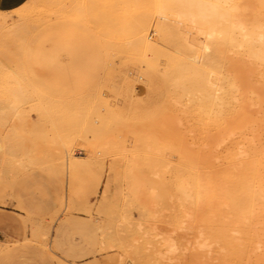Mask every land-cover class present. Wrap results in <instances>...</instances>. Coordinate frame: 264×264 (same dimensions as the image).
<instances>
[{
  "label": "bare ground",
  "instance_id": "6f19581e",
  "mask_svg": "<svg viewBox=\"0 0 264 264\" xmlns=\"http://www.w3.org/2000/svg\"><path fill=\"white\" fill-rule=\"evenodd\" d=\"M40 2L43 3L42 1ZM69 2L72 4H70V9L73 10L72 6L76 3H73L74 0ZM41 3L39 4L42 5ZM46 3L48 4L47 1ZM114 4L116 6L115 2ZM40 5L39 7H41ZM26 6L28 7V5ZM108 6L110 7V4ZM33 7H36L34 8V12H36L38 7L32 5V9ZM59 7L61 8L62 6ZM151 7L153 17L155 13L159 15L153 24V32L155 34L153 40H150L147 36L152 21H154L153 18H150L151 15L149 18H143L145 25L141 28L139 26L141 24H137L139 20L135 21L136 23L131 21L132 24L136 25H134L135 27L133 26L134 28L130 25L131 23H128L131 27L127 26V30L126 26H124V33L131 28L134 31L141 32L140 34L134 31L133 33L129 31L130 33L120 34L122 30L120 31L119 29L120 32H117L118 34H114V30L113 34H110L111 31L109 30L110 32L106 33L108 35L105 37L116 40V44L117 41L118 44L119 42L121 43L122 47L117 44L120 53L128 52L132 56L137 57L142 67L138 71H145L146 77H150L152 74L157 75L155 63L159 57H161L162 61L163 57L164 66L159 76L164 81L175 80L172 87H175L177 94L176 101L181 104V106L177 104L180 108L182 107L181 111L185 108L199 119L201 118L200 121L205 118L202 122L207 123L208 128L211 127V130L214 128L211 135L209 134V144L211 151L212 149L215 150L211 152V156L209 155V169L206 172L207 174H204V180L200 172L197 171L196 166L192 164V161H188V158L185 156L188 153V156L191 155L190 157H192V152L189 153V151L187 152L184 149L183 151L186 152L184 153L181 148H178L181 150H177L179 144L174 147L176 148L174 150H177L175 153L177 159L174 162V170L176 178L179 179L175 183L179 182L177 187L184 190L182 193L186 192L183 195L178 192V201H181V196H187V198L183 197V199L181 197L182 201L191 197L188 200L189 202L192 200V204L194 203V208L192 207V209L208 207L206 214L209 213V216L204 218L205 221L208 219L207 226L209 232L206 233L203 231L205 230L204 227L202 228L201 224L197 223L203 217L198 219V215L196 214L198 212L196 210L189 211L186 208H184L185 210L182 209V213H180L181 206H183V202H180L182 205H177L179 207L177 212L180 213V216L176 217L178 228L191 230L195 227L194 250L206 252L209 255L208 257L213 258L215 257L214 254L220 253L222 255V257L220 254L218 255L220 256V261L215 257L220 263L264 264V150L261 148L262 151L260 152V149H257L258 147L256 146L258 141L261 143V135L264 132L260 131V123L258 124V121L253 118L254 116H251L253 112H259L257 115H260V111L264 110V0H155L152 2ZM75 8H77V5ZM82 8L78 9L82 11L81 13H83ZM22 9L24 10L23 6ZM23 10L20 11L22 12ZM28 10L26 11L25 9L22 14L27 13L28 15L33 12L32 10ZM42 10L41 8V11L39 9L37 12L42 13ZM96 10L99 11V7H96ZM59 12H64L62 14L68 13L63 10ZM47 13L46 15L49 16ZM32 14L35 15L36 13ZM89 14L92 13L89 12ZM89 14L86 15L88 16ZM99 14L97 15L99 16ZM60 15L58 16L60 17ZM83 15L85 14L83 13ZM98 16H95L97 20ZM85 18L88 21L89 18L92 20L94 17L92 18L89 15V18ZM103 18L105 20V17ZM35 19L34 21L36 22ZM90 20L89 23L91 24ZM1 22L0 26H2ZM127 22L122 23H124L123 25H127ZM16 23L18 24L19 22L16 20ZM122 23L120 26L118 25L120 22H118L117 27L120 26L122 28ZM13 25L11 24L10 26L8 25L9 27L7 26L8 28H4L3 24V27L0 28V198L9 191L16 166L17 168L22 167L20 168L21 170L26 167L39 166L46 162L52 165L61 177L65 178V196L63 195V198L65 197L63 199L65 208L72 205L67 175L77 162L75 160L77 155L71 152L72 143H74L75 139L80 138L82 147L89 151L93 149V145L92 143H85L81 138L80 132L78 137L70 135L67 123L62 117L63 113L58 114L56 112L63 111L61 104L52 108V105L49 106L47 104V100L44 103L40 99L36 102L34 101L35 93L40 90L36 89V78L26 66L27 64H23L18 58L19 49H22L18 48V40L22 35L19 27H22V25L20 24L18 27H13ZM105 25L107 26L108 24L106 23ZM111 27L108 26V28L112 29ZM113 28L116 27L114 26ZM104 30L102 29L103 33L106 31ZM110 38L109 40H112ZM166 47L170 48L174 54L164 51L163 48ZM126 55L129 56L128 54ZM143 82L147 85L144 88L151 89L148 81L142 80ZM41 90L43 91L44 89ZM149 99L148 96L144 100L141 98L140 103L145 105L149 102ZM101 101L104 107H102V104L101 106L97 105H99L98 108L102 107L103 109L94 110V118L91 121L85 119L86 121H82L81 125L88 132L97 135L93 141L96 147L101 148L106 145L107 151L104 148H102V151L115 153L116 159L108 165L110 175L113 178L127 181L128 195L139 198L147 212H151L152 210L155 212L154 208L159 201L165 199L169 201L171 198L165 193L167 183L165 184L164 182L166 180L165 169L170 164L168 159L170 143L167 140L170 137V133L168 132V136L166 124L159 117L161 111H158L155 115L144 119L140 123L136 122L134 126L130 125L133 127L127 132L129 133L130 140L119 137L120 139L122 138V142L128 141V145L121 144L119 139L120 143L116 144L114 142L111 145L108 142L109 140L106 139L105 128L109 126L107 124L110 120H108V116L110 115L108 114H112L113 109L107 106V102ZM55 103L53 104L56 105ZM92 106L89 109L87 108L88 106L84 108L91 112ZM64 114L66 115V113ZM261 117L259 118L260 120ZM262 120L259 122H262ZM5 125H7L6 130L10 128L7 132L3 131ZM171 141H173V138ZM231 143L233 144L231 145L232 151L229 150V152L226 149L227 152H223L226 156L224 157L220 154L221 158H224L221 159L219 157V160H217V155H214V151L217 152V147L221 148L220 146H225L227 148ZM231 146L229 149H231ZM224 149L222 150L224 151ZM219 151L221 150L219 149ZM91 153L93 152L91 151ZM165 153H168V155H166V162L164 161L165 163H163V160L159 156L162 157ZM171 154L173 153L170 152ZM158 157L162 161L160 163L161 166H165V169L162 168L165 171L160 169L158 165L159 161H157ZM194 162L196 164V161ZM220 164H224L225 166L218 167ZM111 181L113 182V180ZM106 182H110V180H106ZM187 190H191V192ZM203 195H207L208 197H204ZM204 198H206V201ZM207 198H209V201ZM69 201L71 202L69 203ZM178 201L176 204L179 203ZM205 202L208 203H206L207 206H204ZM152 215L149 216L152 217ZM200 223L204 226L202 220ZM47 227L36 226L30 220L29 228L31 235L37 237L39 240H44L49 235L50 230ZM138 227L140 228L141 225L138 224ZM184 230L182 231L184 232ZM194 231L192 230V232ZM112 232V230L111 232L109 231V236H107L112 241H115L116 237L119 238L117 241L120 244L126 243L127 248L124 251L130 253L138 252V248L135 246L138 242L137 238H131L129 241L126 240V236L121 234L122 232ZM158 234V232L154 233V235ZM107 236L106 238L108 239ZM163 238L168 247L166 254L163 255L164 260H170L169 254L174 252L183 254L184 249H186L185 245L173 242L169 235H165ZM2 243L0 241V246ZM212 253H214L213 256H211Z\"/></svg>",
  "mask_w": 264,
  "mask_h": 264
},
{
  "label": "rangeland",
  "instance_id": "374dc122",
  "mask_svg": "<svg viewBox=\"0 0 264 264\" xmlns=\"http://www.w3.org/2000/svg\"><path fill=\"white\" fill-rule=\"evenodd\" d=\"M46 1L50 5H48ZM46 1L26 0L22 5L16 7L17 9L2 11L0 14L2 15V17H0L2 26H0V28L3 27V24L4 28L14 23L15 26L13 25V27H18L20 24L22 25V27H19L22 34L20 37L24 38H19L21 41L18 40V48H22L19 49L18 58L23 64H27L26 66L35 76L37 81L36 89L40 91L44 89V92L38 91L36 92L38 94L35 93L34 101L36 102L40 99L44 103V101L47 100V104H49V106L52 105V108L61 104L63 111L56 112L58 114L63 113L62 117L67 123L68 130H70L71 133L70 135L78 137L80 132L82 140L85 143H92L93 149L90 151L84 149L80 138L75 139L74 143H72L71 152L77 155V157H75L77 162L67 175L72 205L65 208L63 200L65 199V197L63 198L65 178L61 177L54 170L52 165L45 162L46 164L42 163L39 166L23 167L25 169L21 170L20 168L22 167H18V169L16 166V168H14V179L12 178L13 181L10 189L0 198V241L3 242L0 246V264H217V262L220 261V256H218L220 253L214 254V252L211 255L213 256L214 254L219 260L217 261L215 257H208L209 255L206 252H197L194 250L193 243L196 237V230L194 231L195 227L191 230L178 228L176 217H179L180 213H182V209L185 210L184 208H186V210L189 211L196 210L198 213H195L198 215V219L203 217L197 223L199 225L201 224L202 228L204 227L205 229L203 231L207 233L209 232L207 226L208 219L206 218V222L204 218L206 216L208 217L209 213L206 214L208 207L197 208L198 210L192 209L194 203L192 204V200L190 201L191 203L189 202L191 197H189L190 199L188 198L189 200L185 199V201H182L184 196H181V199L180 194L183 195L186 192L182 193L184 190L177 187L179 182L175 183L178 178H176L177 176L174 170V162H176L177 159L175 154L176 151L181 149L183 151L185 149L187 152L189 151V153L192 152L191 154L195 156L192 155V157H190L191 155L188 156V153L187 155L185 154L188 161H192V164L196 166L197 171L200 172L204 180V174H207L206 172L209 169V155L211 156V152L215 150L212 149L211 151L209 144L210 135L214 128L211 130V127L208 128L209 126L207 123L205 124V122H202L205 118L200 121L201 118L199 119L195 114L187 111L185 108L184 110L187 112L184 110L181 111L182 107L180 108L178 106H181V104L176 101L177 94L175 92V87H172L174 86L175 80L171 79L172 81H164L160 79L159 75L164 66L163 57L162 61L161 57L156 60L155 72L157 75L152 74L150 77H146L145 71H138V69L142 67L137 57L132 56L128 52L120 53L118 48L119 46L122 47L121 43L119 42L118 44L117 41L118 46L115 43L116 40H113L109 36L108 37L112 40L106 38V35H108L106 33L111 31L110 34H118L117 32L124 30V26H126V30L127 26L131 27L130 25L134 28L136 25L132 24L133 21V23H136L139 20L137 24L142 25H139L140 28L143 27L145 25V20L143 18H149L151 15L150 18H153L154 21H152L147 36L150 40H153L155 37L153 24L159 17L156 13L153 17V12L151 11L152 2L155 0H151V3L150 0H136L137 2L135 0H96L95 2L94 0H76L78 2L74 0L73 3L76 4L72 6L73 10L70 9L72 4L69 1L71 0H57L59 2L56 0H51L52 2L50 0ZM108 2L112 4L115 2L116 6ZM31 3L33 6H37L40 11L42 8V13L37 12L39 11L38 8L37 11L34 12V8L36 7L32 9ZM84 4L87 6L85 7ZM109 4L110 7L108 6ZM26 5H28L29 8ZM39 5L41 7H39ZM76 5L77 8H75ZM92 5L93 7H91ZM103 5L104 7L106 6L105 9L108 11L104 9ZM59 6L62 7L60 8ZM124 6L127 7L125 8ZM19 7H21V9H19ZM96 7H99V11L96 10ZM80 8H82L81 10H83L85 15L81 13L82 11H79ZM25 9L26 11L28 9V11L32 10L33 12H31L37 15L32 13L28 15L25 13L23 15L22 12H24ZM61 9L68 13L62 14L64 12H59L62 11ZM20 10L23 11L21 12ZM47 10L52 14L49 12L47 13ZM18 11L20 12L18 13ZM88 11L92 14H89ZM46 13L49 14V16L46 15ZM86 14H89L92 18L94 17V20H90L91 18ZM97 14H99L100 17ZM56 15H60V17L58 16L57 18ZM84 16L89 18L91 24L89 20L86 21L87 19ZM95 16H98V20ZM33 17L34 19L36 18V22ZM103 17H105V20L108 19L109 21L106 20V22ZM140 19L143 23L140 22ZM16 20L19 22L18 24ZM128 20L129 22H127ZM96 22H98L99 25ZM118 22H120V24H118L120 26L122 22H127V25H123L124 23H122L123 26L120 28V26L117 27ZM106 23L108 24L107 26L105 25ZM113 23L116 24L114 25ZM128 23L131 24L129 25ZM108 26L112 29L108 28ZM114 26L116 28H113ZM95 27L98 30H96ZM102 29L106 30H104L105 33H103ZM129 29L130 30L125 33V30L123 32L121 31L120 34H126L129 31L133 33L134 29ZM99 30L100 32H98ZM113 30L115 32H113ZM134 32L138 31L135 30ZM138 33L140 34L141 32ZM100 40L102 41L100 42ZM163 49L167 53L170 52L174 54L170 48L166 47ZM142 80L148 81L151 89L148 90L144 88L147 85H145L144 82L142 83ZM146 96L150 98L149 102L145 105L141 104V98L144 100ZM170 97L172 98L169 99ZM101 100L107 102V106L113 109V113L108 114L110 115L108 116V120H110L107 125L109 126L105 128L106 139L109 140L108 142L111 145H113L114 142L116 144L121 142V144L124 143L128 145V141L122 142L121 139L127 138V140H130L129 133L127 132L133 128L131 126L161 111L162 117L161 115H159V117L160 119L162 118L166 124L167 133H170V137L167 139L170 143V149H168L169 155L165 153L162 157H159L163 160V163H165L166 155H168L170 164L167 165L165 169V166H161L160 163H162V161H160L159 157L157 161H159L158 165L160 169L164 168L167 171L162 169L165 171L166 176L164 182L165 184L167 183V187L165 186V193H167L169 198L171 197V200L168 198L169 201L167 199L159 201L157 204L158 207L156 206L157 208H154L156 211H151L153 215L151 212H147L144 209L139 198L128 195L127 181L113 178L108 172V165L113 163L112 161L116 159L115 153L110 151L106 152V145L101 148L96 147L93 141L94 137L97 135L88 132L81 125L85 119L91 121L94 118V110L104 107ZM173 101L174 103L176 102L175 105H173ZM89 103H91L90 106ZM97 104L100 106L102 104V107L98 108L99 105ZM64 105L65 107H63ZM85 106H88V109L92 106L91 112L85 109ZM64 113H66V115ZM253 113L251 116H254L253 118L258 121V124L260 123V131L264 132V127H262L264 126V124H262L264 123V120H262L264 119L262 118L264 117V110L260 111L262 117L257 115L259 112L256 114ZM256 115L261 117L262 122H259L261 121L259 119L260 117L258 118ZM6 127L7 125H5L3 129L5 132L10 129L7 128L6 130ZM168 136L164 137L167 138ZM119 137L122 138L120 139ZM172 138L173 141H171ZM177 144H179V146L175 151L174 149L176 148L174 147H176ZM231 145L233 144L231 143L227 148H225V146H220L221 148L217 147V152L214 151L217 154L213 152L215 156L217 155L216 159L219 160V157H222L220 154L225 157L226 155H224V153H226L227 150L232 151ZM230 146L231 149H229ZM256 146L258 147H256L257 149H260V152L264 150V133L261 135V143L258 141ZM102 148L106 151H102ZM219 149L221 151H219ZM222 149H224V151ZM91 151L93 153H91ZM170 152L173 154L170 155ZM183 152L186 153L185 151ZM194 161H196V164ZM222 165L225 166L224 164H220L218 167ZM106 180H110V182H106ZM111 180H113V182ZM187 191L191 192V190ZM178 192L180 193L179 197L181 201H178ZM203 196L208 197L207 195ZM185 197L187 198V196ZM204 199L206 201V198ZM176 200L179 202L178 204H176ZM207 200L209 201V198H207ZM71 201H69V203ZM162 202L163 204H161ZM180 202H183V206H181L182 204H180ZM207 202H205L204 206H207ZM177 205L181 206L180 213L177 212L179 208ZM199 209L203 210L199 211ZM149 215H152V217ZM30 220L33 221V224L36 226H48L47 228L50 232L47 238L39 240L37 237L31 235L29 228ZM201 220L204 226L200 223ZM138 224L141 225L140 228ZM108 230L110 232L111 230L113 232L122 230L119 233L122 232L121 234L126 236V240L129 241L131 238H137L138 242L135 246L138 248V252L130 253L124 251V249L127 248V244H120V242L117 241L119 239L117 237L115 241L109 239ZM182 230H184V232ZM192 230L194 232H192ZM145 232H147V234H145ZM157 232L159 234L154 235V233ZM165 235H169L173 242L181 243L186 246L183 254L174 252L169 254L170 260L167 261L163 259V255L166 254V250L168 249L163 238ZM218 264L223 263L219 262Z\"/></svg>",
  "mask_w": 264,
  "mask_h": 264
},
{
  "label": "crops",
  "instance_id": "0c3cea01",
  "mask_svg": "<svg viewBox=\"0 0 264 264\" xmlns=\"http://www.w3.org/2000/svg\"><path fill=\"white\" fill-rule=\"evenodd\" d=\"M26 0H0V11H8L22 5Z\"/></svg>",
  "mask_w": 264,
  "mask_h": 264
}]
</instances>
